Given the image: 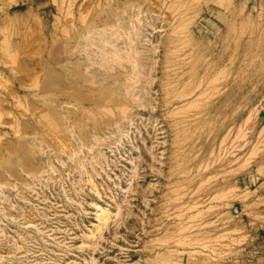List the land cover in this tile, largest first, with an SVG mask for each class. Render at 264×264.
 Here are the masks:
<instances>
[{"label":"rangeland","instance_id":"obj_1","mask_svg":"<svg viewBox=\"0 0 264 264\" xmlns=\"http://www.w3.org/2000/svg\"><path fill=\"white\" fill-rule=\"evenodd\" d=\"M131 4L138 109L80 65ZM0 264H264V0H0Z\"/></svg>","mask_w":264,"mask_h":264},{"label":"bare ground","instance_id":"obj_2","mask_svg":"<svg viewBox=\"0 0 264 264\" xmlns=\"http://www.w3.org/2000/svg\"><path fill=\"white\" fill-rule=\"evenodd\" d=\"M130 7V9L126 10L127 17L120 16V26H117L115 28L118 29L117 32L120 33L122 38V31L125 35V37L122 39V43L125 44L126 47L122 48L125 49L126 52L119 53L118 51H120L121 48H117L114 45L112 46V49L110 47H107L106 44L103 42V35L99 32H92L91 29H93L94 27L88 26L86 28V31L91 36L86 38L83 51L93 52L97 50L99 52L101 51V54H99V57H97L95 60H92L91 63H89V61L84 58L81 59L82 64L80 65L85 66L92 75L91 79L85 78V81H91L93 84H98L99 86H102L100 87L101 89H109L113 92V94L115 91L117 96L125 98V100H127L131 106H134V108L138 109L146 106L138 102L139 100L131 99L133 95H137V90L135 91V84H137V82L133 83L130 80L126 81L120 79L119 75L122 76V72L119 69V66H124L125 68H127V75L130 72L134 73L136 71V67L141 69V67L144 66L138 61H141L144 55L142 46H144L145 44H142V42L146 40H143V38L147 36L145 34L146 32L151 31L152 33L157 29L155 27V21L157 20V18L151 14V12H153L154 10H150L149 7H142V4H131ZM120 29L122 31H120ZM159 32H162V30L157 31V33ZM114 35L119 36L117 33L112 32V36ZM115 38L118 37L115 36ZM97 39L100 41L101 44L95 42V40ZM112 42H114V40H112ZM160 47L163 48L166 52L171 51L170 54L173 50L178 51L179 48V46H176V42L170 37H167V39L164 40L162 39ZM172 54L174 55V51ZM131 67H133V70L135 71H132ZM109 70H114V73L111 74ZM121 90H123V93L121 92ZM139 96L141 97V95ZM111 98H113V100L111 101L112 108L118 110L119 113L122 112L121 108H118L120 106L115 103L114 99H116V97L111 96ZM125 109H127V107H125ZM108 112L109 114L112 113L110 109L108 110ZM127 117L129 118V115H127L125 118ZM122 118L123 117H121L120 115L115 114L112 118L110 117L106 119V123H104L101 128H103L104 126H108L107 124H109L110 122L116 124L117 122H120ZM98 125L101 124L98 123ZM12 166L17 167L19 165H17L15 162L11 163V161H8L6 163V168L10 170V177L15 178L17 181H23V179H20V176L22 177V173H26L24 167L29 168L30 162H26L25 164L22 163V166L20 167V170L17 173L12 172ZM109 218V212L99 207V213L97 214V221L99 222V224H97L95 229H98L99 225L106 224Z\"/></svg>","mask_w":264,"mask_h":264}]
</instances>
